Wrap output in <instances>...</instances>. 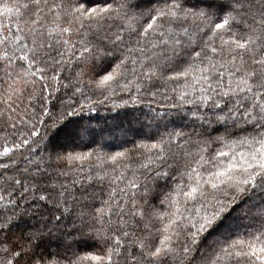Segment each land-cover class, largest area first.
I'll use <instances>...</instances> for the list:
<instances>
[{"label":"snow or ice","instance_id":"1","mask_svg":"<svg viewBox=\"0 0 264 264\" xmlns=\"http://www.w3.org/2000/svg\"><path fill=\"white\" fill-rule=\"evenodd\" d=\"M0 264H264V0H0Z\"/></svg>","mask_w":264,"mask_h":264},{"label":"trees","instance_id":"2","mask_svg":"<svg viewBox=\"0 0 264 264\" xmlns=\"http://www.w3.org/2000/svg\"><path fill=\"white\" fill-rule=\"evenodd\" d=\"M87 115H90L94 117L93 123L100 122L101 124L107 119L110 122L111 115H114L112 113L106 112L104 108H101V110L97 113H87ZM119 135V133L117 134ZM135 134L132 132L128 133V138L131 139ZM115 143V141H113Z\"/></svg>","mask_w":264,"mask_h":264}]
</instances>
